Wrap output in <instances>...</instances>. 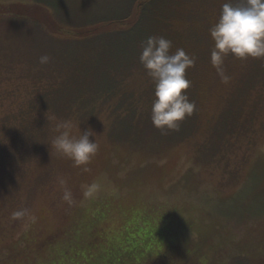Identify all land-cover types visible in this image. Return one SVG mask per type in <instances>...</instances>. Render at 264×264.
Here are the masks:
<instances>
[{"label": "rangeland", "instance_id": "obj_1", "mask_svg": "<svg viewBox=\"0 0 264 264\" xmlns=\"http://www.w3.org/2000/svg\"><path fill=\"white\" fill-rule=\"evenodd\" d=\"M156 1L140 19L135 0H0V264L59 261L45 242L58 238V253L68 243L60 236L96 213L107 233L96 252L126 231L128 246L162 233L197 242L216 264H264V58L228 55L213 67L210 28L228 0ZM136 17L126 39H70L90 30L72 27L127 19L125 29ZM151 36L195 58L186 77L196 108L178 130L151 120L154 84L139 60ZM65 121L77 137L95 133L88 171L51 148ZM94 182L100 191L85 199L82 186ZM23 209L35 223L11 218ZM140 215L131 232L122 225Z\"/></svg>", "mask_w": 264, "mask_h": 264}, {"label": "clouds", "instance_id": "obj_2", "mask_svg": "<svg viewBox=\"0 0 264 264\" xmlns=\"http://www.w3.org/2000/svg\"><path fill=\"white\" fill-rule=\"evenodd\" d=\"M210 36L214 41L210 59L218 71L228 55L242 61L264 58V0H228L223 3L218 20L210 28ZM172 46V41L162 36H151L142 42L139 56L141 65L154 84L151 120L161 132L178 130L196 108L187 95L190 81L186 77L187 70L195 64V58L182 48L173 53ZM50 59L44 55L39 62L47 64ZM222 78L227 82V76ZM74 127L71 121L57 125L59 135L53 139L51 148L73 161L75 167L88 171L85 166L97 154L99 145L96 139L95 142L90 139L95 136L91 129L87 132L80 129L77 137L73 135ZM58 183L64 189L63 200L72 205L73 194L66 188V180L59 177ZM100 187L95 182L83 185L84 198H94ZM11 218L36 222V217L27 209L13 212Z\"/></svg>", "mask_w": 264, "mask_h": 264}, {"label": "trees", "instance_id": "obj_3", "mask_svg": "<svg viewBox=\"0 0 264 264\" xmlns=\"http://www.w3.org/2000/svg\"><path fill=\"white\" fill-rule=\"evenodd\" d=\"M155 1L156 0H135L134 11L136 9L138 13L139 10H141L139 13L140 19L143 15L142 11H146V9L144 10V5H150ZM36 6H42L47 9L51 13L55 22L61 25L57 17L52 13V11H50V9H48L46 5L36 3ZM126 20L113 22L101 21L98 23L88 24L86 26L72 27L73 29H76L75 31H82L83 29L90 30L85 34H79L70 39L80 43L91 41L97 42V40L106 38L112 33H118L116 35H122L126 39L128 38L127 33L130 32V29H132L130 27L135 26L137 17L134 22L129 25V27L125 29L120 28L122 23L126 22ZM35 24L42 28L39 22H35ZM111 37L114 36L111 35ZM128 217L129 216L123 220L122 225H126V229L131 232L133 227L135 229L134 221L142 219L143 216L140 215L138 218L135 217L131 224L126 221ZM103 220H106V216H104L103 213H96L94 221L90 223L85 224V222L80 221L75 223V228L73 227L74 229H72V231L69 230L64 236H60L62 239L65 237V239L68 240V243L67 246L58 253H55L58 238H50L45 242L46 248L43 249V251H47L48 248L53 255L59 256L60 260L56 261L51 258L52 261L48 263L44 262V264H191L193 258L199 259L200 263L198 264H216L207 257H203L205 254H203L200 244L197 242L196 244L190 242V244L186 246L183 241H175L178 238L171 239V242L166 241L167 239L163 241L164 236L162 233L156 234V232L157 241L154 245L151 244V239L140 242H136V240L133 239L131 240V242H133L132 246H128L124 238V236L129 233L126 231L122 234L123 236L121 235L113 242H110L105 249L96 252L98 247L97 241L99 239L101 240V238L102 240L107 238V233H105L104 230L101 231L98 226V222ZM81 244H84L85 246L81 247ZM76 248L79 250L76 251ZM36 250L39 251L38 248H36Z\"/></svg>", "mask_w": 264, "mask_h": 264}]
</instances>
